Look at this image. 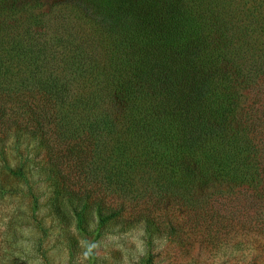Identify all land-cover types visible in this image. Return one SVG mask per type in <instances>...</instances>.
<instances>
[{
	"label": "trees",
	"instance_id": "16d2710c",
	"mask_svg": "<svg viewBox=\"0 0 264 264\" xmlns=\"http://www.w3.org/2000/svg\"><path fill=\"white\" fill-rule=\"evenodd\" d=\"M238 1L0 0V173L23 177L40 148L89 259L85 208L98 223L142 220L147 237L156 221L208 242L250 231L248 196L235 208L214 191L250 175Z\"/></svg>",
	"mask_w": 264,
	"mask_h": 264
},
{
	"label": "rangeland",
	"instance_id": "374dc122",
	"mask_svg": "<svg viewBox=\"0 0 264 264\" xmlns=\"http://www.w3.org/2000/svg\"><path fill=\"white\" fill-rule=\"evenodd\" d=\"M56 1L47 0V5ZM245 1L244 16L232 20L231 51L232 70L242 79L239 118L246 122L242 133L251 146L250 175L247 181L221 183L214 191L221 203L235 208L241 207L243 195L248 196L250 231L208 242L183 234L182 227L174 226L175 234L169 233L156 221L147 237L142 220L126 221L127 214L120 212L98 223L95 213L85 208L81 215L86 231L95 236L89 259L76 229L75 201L62 191L55 193L38 148L39 155L29 162L36 166L23 177L0 173L2 189L11 191L0 197V264H141L147 252L149 264H264V0ZM235 3L241 6V1ZM30 186L32 194L27 192Z\"/></svg>",
	"mask_w": 264,
	"mask_h": 264
}]
</instances>
